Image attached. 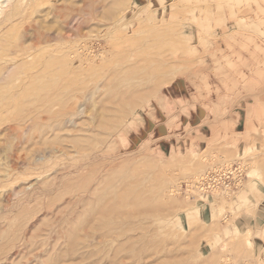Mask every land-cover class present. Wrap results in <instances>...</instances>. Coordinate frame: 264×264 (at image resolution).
Masks as SVG:
<instances>
[{"label":"rangeland","instance_id":"374dc122","mask_svg":"<svg viewBox=\"0 0 264 264\" xmlns=\"http://www.w3.org/2000/svg\"><path fill=\"white\" fill-rule=\"evenodd\" d=\"M4 4L0 264H264V0Z\"/></svg>","mask_w":264,"mask_h":264},{"label":"bare ground","instance_id":"6f19581e","mask_svg":"<svg viewBox=\"0 0 264 264\" xmlns=\"http://www.w3.org/2000/svg\"><path fill=\"white\" fill-rule=\"evenodd\" d=\"M0 1H2V0H0ZM8 1H10V0H5V1L3 2V4H2V2L0 3V13L3 11V6L5 5L4 3H5V2H8ZM11 1H12V0H11ZM9 5H10V4H8L7 6H9ZM16 13H17V12H16ZM3 14H4V13H3ZM9 17H10V16H4L2 20L0 19V20H1V21H0V24L3 25V24H5V23H7V21H9V20L11 19V18H9ZM12 60H13V59H12ZM30 106H31V105H30ZM37 106H38V105H37ZM32 107H34V106H32ZM38 107H39V106H38ZM38 107H37V109H38ZM40 107H41V106H40ZM67 108H69V107H67ZM71 108H72V106H71ZM34 109H35V108H34ZM34 109H33V110H34ZM41 109H42V108H41ZM65 109H66V108H65ZM35 110H36V109H35ZM42 110H43V109H42ZM37 111H38V110H37ZM68 111H69V110H68ZM71 111H72V110H71ZM71 111H69V112H71ZM44 112H45V111H44ZM74 112H75V111H74ZM81 112H82V111H81ZM42 113H43V112H42ZM82 113H83V112H82ZM85 113H86V112H85ZM74 114H76V113H74ZM38 115H39V113H38ZM63 115H64V114H63ZM63 115H62V117H63ZM64 117H65V115H64ZM93 117H94V115H93ZM124 117H125V114H124ZM38 118H40V117H38ZM70 118H71V120H73L72 117H70ZM125 118H126V117H125ZM40 119H41V118H40ZM42 119H43V118H42ZM55 119H56V118H55ZM65 119H66V118H65ZM56 120H58V119H56ZM74 120H75V119H74ZM97 120H98V119H97ZM68 121H69V119H68ZM68 121H67V126L70 125V123L68 124ZM99 121H100V120H99ZM99 121H98V122H99ZM101 121H102V120H101ZM62 122L64 123V121H62ZM69 122H72V121H69ZM94 122H95V121H94ZM56 123H57V122H56ZM74 123H76V121H75ZM23 124H24V123H23ZM77 124H78V123H77ZM97 124H98V123H97ZM24 125H25V124H24ZM57 125H58V124H57ZM72 125H73V122H72ZM75 125H76V124H75ZM16 126H18V125L16 124ZM25 126H26V125H25ZM27 126H28V125H27ZM70 126H71V125H70ZM91 126H92V125H91ZM114 126L116 127V124H114ZM20 127H21V126H20ZM20 127H19V128H20ZM58 127H59V126H58ZM74 127H75V126H74ZM12 128H14V127H12ZM12 128H9V129H12ZM59 129H61V128H59ZM83 129H84V128H83ZM94 129H95V128H94ZM94 129H93V130H94ZM99 129H101V128H99ZM102 129H103V128H102ZM90 130H91V127H90ZM10 131H11V130H10ZM12 131H13V129H12ZM97 131H98V129H97ZM101 131H102V130H101ZM15 132H16V131H15ZM74 140H75V139H74ZM95 148H96V147H95ZM95 148H94V149H95ZM90 149H91V148H90ZM92 151H93V150H92ZM93 153H94V152H93ZM62 154H63V152H62ZM94 154H95V153H94ZM88 156H89V155H88ZM91 156H92V155H91ZM89 157H90V156H89ZM36 158H37V159H40V158H43V156L36 157ZM18 163H19V162H18ZM11 165H12V164H11ZM18 165H19V164H18ZM13 167H14V166H13ZM217 167H218V166H217ZM221 167H222V166H221ZM221 167H219V168H221ZM225 167H226V165H225ZM13 169H15V168H13ZM13 169H12V170H13ZM222 169H223V168H222ZM222 169H220V170L215 169V170H216L217 172H218V171L221 172ZM227 169H228V168H227ZM9 170H10V169H9ZM12 170H11V171H12ZM225 170H226V169H225ZM38 171H40V170H38ZM41 171H42V169H41ZM43 171H45V170H43ZM48 171H49V170H48ZM232 171H233V170H230V172H232ZM235 171H236V170H235ZM45 172H47V171H45ZM45 172H43V173H45ZM214 172H215V171H214ZM236 172H237V171H236ZM6 173H7V172H6ZM37 173H38V172H37ZM233 173H234V172H233ZM8 174H9V175H10V174L13 175V172L8 173ZM16 174H17V173H16ZM223 174H224V173H223ZM234 174H236V173H234ZM40 175H41V174H40ZM201 176H202V175H201ZM201 176L198 177V179H199L198 181H201V180H202V181L205 182L206 180H208V178H209L210 175H208L206 179L202 178ZM233 176H234V175H233ZM235 176H236V175H235ZM228 177H229V176H228ZM230 178H232V177H230ZM230 178H229V179H230ZM224 179H225V178H224ZM227 179H228V178H227ZM237 179H239V178L237 177ZM195 181H197V178L195 179ZM195 181H194V183H195ZM198 181H197V182H198ZM236 181H237V180H236ZM189 182H190V181H189ZM197 182H196V183H197ZM204 182H203V183H204ZM226 182H228V181H226ZM230 182H231V181H230ZM230 182H229V183H230ZM190 183H191V182H190ZM203 183H202V184H203ZM223 183H224V182H223ZM191 184H192V183H191ZM220 184H221V183H220ZM224 185H225V183H224ZM228 185H229V184H228ZM228 185L226 184V186H228ZM215 187H216V186H215ZM229 187H230V186H229ZM206 188H207V187H206ZM221 188H222V187H221ZM202 189H203V188H202ZM204 189H205V188H204ZM211 189H212V187H211ZM217 189H218V188H217ZM230 189H231V188H230ZM207 190L209 191V189H207ZM210 191H211V190H210ZM218 191H219V189H218ZM211 192H212V191H211ZM85 196H86V195H85ZM110 211H111V210H110ZM117 211H118V210H117ZM111 212H114V211H111ZM115 212H116V211H115ZM125 212L128 213L127 211H125ZM116 213H117V212H116ZM118 213H119V211H118ZM122 213H123V212H122ZM113 222L116 223V221H113ZM113 222H112V223H113ZM104 223L106 224L107 222H104ZM107 224H108V223H107ZM108 225H109V224H108ZM105 227H106V225H105ZM109 227H110V226L106 227V229H108ZM109 230H110V229H108V231H109ZM110 231H111V230H110ZM120 233H121V232H120ZM120 233H119V234H120ZM120 235H122V234H120ZM137 253H138V252H136L135 254H137Z\"/></svg>","mask_w":264,"mask_h":264},{"label":"built area","instance_id":"2783aa9c","mask_svg":"<svg viewBox=\"0 0 264 264\" xmlns=\"http://www.w3.org/2000/svg\"><path fill=\"white\" fill-rule=\"evenodd\" d=\"M209 178H211V176H209ZM209 178H208V179H209Z\"/></svg>","mask_w":264,"mask_h":264}]
</instances>
